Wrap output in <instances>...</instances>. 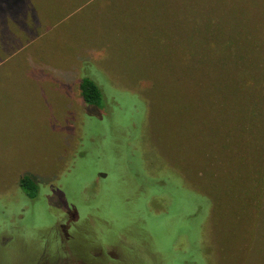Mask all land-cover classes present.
Returning <instances> with one entry per match:
<instances>
[{
  "label": "rangeland",
  "instance_id": "374dc122",
  "mask_svg": "<svg viewBox=\"0 0 264 264\" xmlns=\"http://www.w3.org/2000/svg\"><path fill=\"white\" fill-rule=\"evenodd\" d=\"M218 32L263 70L264 0H0V264H264V73L231 104Z\"/></svg>",
  "mask_w": 264,
  "mask_h": 264
},
{
  "label": "trees",
  "instance_id": "16d2710c",
  "mask_svg": "<svg viewBox=\"0 0 264 264\" xmlns=\"http://www.w3.org/2000/svg\"><path fill=\"white\" fill-rule=\"evenodd\" d=\"M229 16H228V20H229ZM222 29H227V24H226V28H222ZM197 34L202 35V37L206 36L207 37V33H198ZM225 33V31H224ZM215 37H218L215 40H211L209 42V46L206 49H198L197 52H195V56L196 62H202V61H206V55L207 54H211L210 52L213 51V53H217V56L222 58L223 57V52L225 51V57L227 56L226 53H228L230 56L233 55L234 59L233 60V64L238 65L239 69L237 70V73L235 75L234 78H229L228 73L225 71V75H221L220 71H219V76H216V79L213 80V84L212 87L214 86V84L218 83L221 84H225L227 82H229V90L227 91L226 94L231 93L228 97H229V101L230 99H232L233 101L231 102V104L236 100L238 104H240L239 107H241V102H243V98L245 97V101L250 103V99H252L253 97L256 98L257 95V91H258V87L260 84V76L257 72L261 71V73H264V65L262 66V69H258L256 67H253L252 65H256L255 61L256 58L255 56H253V61L249 62V66H245L246 63V55L245 52L243 51V44L240 41V39L237 37H233V36H228L226 37V34H223V32H218L216 34H214ZM235 39V40H234ZM221 45L223 46L222 48V55L220 54V51L217 50L215 48V45ZM230 48V50L226 49V48ZM234 49V51H233ZM255 49V48H254ZM232 50V51H231ZM230 51L232 54H230ZM228 55V56H229ZM230 58V57H228ZM184 61V62H183ZM181 64L185 63V60H181L180 61ZM264 64V63H263ZM185 65V64H183ZM259 65V64H257ZM241 67V68H240ZM221 69V68H220ZM85 74V73H84ZM264 77V74L262 75V78ZM225 82V83H224ZM79 89L81 92V96L83 101L85 102L87 107H97V108H102L101 104H102V99L104 101V99L106 98L107 100V96L102 95V92L99 88V86L97 85L96 81H94V79L90 76H88L87 74H85L83 76V74L81 75V78L79 80ZM254 90V93H253ZM231 96V97H230ZM244 96V97H243ZM227 97V95L225 96ZM225 97H223L225 99ZM257 99H259L258 101H262L264 99V96L259 93L257 95ZM258 106V105H257ZM256 105L253 104V106L250 108L251 114H253V116L256 115V113H258V120L260 118V111L259 108ZM18 184L19 187L25 192V194L30 197V198H34L37 194V190L40 188L39 186L40 183L36 180V177L33 176L30 173H22L21 176L19 177L18 180ZM93 241V240H91Z\"/></svg>",
  "mask_w": 264,
  "mask_h": 264
},
{
  "label": "flooded vegetation",
  "instance_id": "af4514ba",
  "mask_svg": "<svg viewBox=\"0 0 264 264\" xmlns=\"http://www.w3.org/2000/svg\"><path fill=\"white\" fill-rule=\"evenodd\" d=\"M89 243V245L91 246V245H93V246H98V244H94V243H92V242H88ZM90 246H88V247H85V248H87V251H86V253L88 252V250H90ZM100 246H102V245H100ZM106 251H104L103 249H102V254H104V258H103V261L102 260H100V258H98L97 256H95L93 259L94 260H98L99 262H100V264H109V260H111V261H115V259L116 258H113L112 257V255L110 254V255H107V253H105ZM89 254V253H88ZM90 255V254H89Z\"/></svg>",
  "mask_w": 264,
  "mask_h": 264
}]
</instances>
